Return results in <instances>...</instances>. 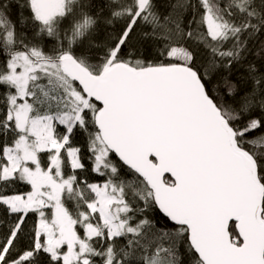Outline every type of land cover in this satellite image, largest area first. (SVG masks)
I'll return each mask as SVG.
<instances>
[{
	"label": "snow or ice",
	"instance_id": "1",
	"mask_svg": "<svg viewBox=\"0 0 264 264\" xmlns=\"http://www.w3.org/2000/svg\"><path fill=\"white\" fill-rule=\"evenodd\" d=\"M0 264H264V0H0Z\"/></svg>",
	"mask_w": 264,
	"mask_h": 264
},
{
	"label": "trees",
	"instance_id": "2",
	"mask_svg": "<svg viewBox=\"0 0 264 264\" xmlns=\"http://www.w3.org/2000/svg\"><path fill=\"white\" fill-rule=\"evenodd\" d=\"M162 2H164V0H162Z\"/></svg>",
	"mask_w": 264,
	"mask_h": 264
}]
</instances>
